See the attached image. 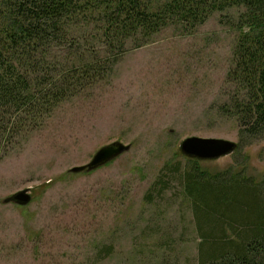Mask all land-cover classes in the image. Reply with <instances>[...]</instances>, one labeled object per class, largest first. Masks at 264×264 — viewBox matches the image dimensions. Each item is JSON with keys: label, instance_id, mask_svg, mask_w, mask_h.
<instances>
[{"label": "rangeland", "instance_id": "rangeland-1", "mask_svg": "<svg viewBox=\"0 0 264 264\" xmlns=\"http://www.w3.org/2000/svg\"><path fill=\"white\" fill-rule=\"evenodd\" d=\"M245 11H216L191 32L171 24L147 44L128 43L111 71L14 139L0 159V264H201L189 167L264 179V140H241L229 115L237 90L227 74ZM94 34L74 46L54 40L53 74L75 49H104ZM192 136L238 146L213 160L189 158L180 144ZM117 141L131 149L92 172L70 171ZM25 189L29 204L4 202Z\"/></svg>", "mask_w": 264, "mask_h": 264}, {"label": "trees", "instance_id": "trees-1", "mask_svg": "<svg viewBox=\"0 0 264 264\" xmlns=\"http://www.w3.org/2000/svg\"><path fill=\"white\" fill-rule=\"evenodd\" d=\"M5 5L7 11L0 8V159L16 137H28L44 113L52 114L105 69L111 71L112 59L117 61L128 43L147 44L171 24L191 32L212 13L241 6L246 11L227 74L237 90L230 94L229 115L240 124L241 140H264V0H9ZM94 30L105 48L90 55L75 49L74 59L53 74L48 48L54 40L73 38L74 46ZM185 175L202 238L201 264H264V179L212 176L194 163Z\"/></svg>", "mask_w": 264, "mask_h": 264}, {"label": "water", "instance_id": "water-1", "mask_svg": "<svg viewBox=\"0 0 264 264\" xmlns=\"http://www.w3.org/2000/svg\"><path fill=\"white\" fill-rule=\"evenodd\" d=\"M238 144L236 142L221 139V138H205L192 136L185 138L180 144V150L183 155L189 158H196L199 160H213L223 156L232 154ZM131 145H126L122 142H114L110 145L99 149L92 160L82 166H75L71 168L72 173L92 172L108 163L114 161L123 153L129 151ZM33 200L30 189L18 191L11 196L5 198L4 202H13L19 205H27Z\"/></svg>", "mask_w": 264, "mask_h": 264}]
</instances>
